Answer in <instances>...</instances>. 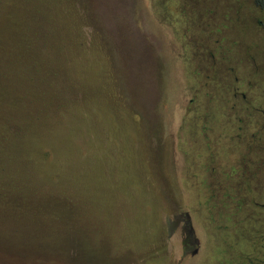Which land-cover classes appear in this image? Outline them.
Returning a JSON list of instances; mask_svg holds the SVG:
<instances>
[{
    "label": "rangeland",
    "instance_id": "rangeland-1",
    "mask_svg": "<svg viewBox=\"0 0 264 264\" xmlns=\"http://www.w3.org/2000/svg\"><path fill=\"white\" fill-rule=\"evenodd\" d=\"M251 104L264 0H0V264L264 261Z\"/></svg>",
    "mask_w": 264,
    "mask_h": 264
},
{
    "label": "flooded vegetation",
    "instance_id": "flooded-vegetation-1",
    "mask_svg": "<svg viewBox=\"0 0 264 264\" xmlns=\"http://www.w3.org/2000/svg\"><path fill=\"white\" fill-rule=\"evenodd\" d=\"M250 59L253 64H255L253 58L250 57ZM242 96L244 97V94H242ZM251 105V110L257 114L255 118L250 120L253 126V131L249 135L248 133L243 134L237 132L235 136L239 142L244 141V138L248 137L246 142L248 151L242 160L243 167L239 168L238 166L237 173L236 170L232 168L233 174H235L238 180H240V182L237 181L235 188L237 213H240L244 207V199L239 197V192L242 186H245L246 188L247 185L252 188L253 199H251V201L257 209L264 213V160L261 156L264 153V108H257L254 104ZM238 129L242 130V127H238ZM247 155L248 158L246 159ZM254 221L257 222L258 219H255ZM253 231L259 232L256 228H254ZM249 264H264V261L256 260Z\"/></svg>",
    "mask_w": 264,
    "mask_h": 264
}]
</instances>
